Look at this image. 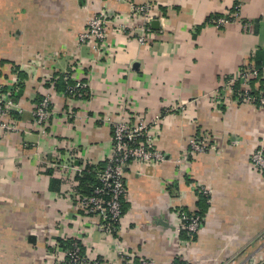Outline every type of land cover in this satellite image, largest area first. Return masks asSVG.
Instances as JSON below:
<instances>
[{
    "label": "crops",
    "instance_id": "crops-1",
    "mask_svg": "<svg viewBox=\"0 0 264 264\" xmlns=\"http://www.w3.org/2000/svg\"><path fill=\"white\" fill-rule=\"evenodd\" d=\"M138 4L156 15L145 45L117 29ZM104 9L113 23L98 54L80 35ZM235 11L223 27L206 22ZM248 63L264 67V0H0V84L22 109L0 130V264H57L72 238L100 264L126 253L135 263L264 264V172L250 160L264 150V112L236 103L227 85ZM79 80L88 95L64 93ZM46 94L52 115L40 125L33 107ZM156 117L164 160L128 163L120 225L101 231L76 198L99 183L114 121ZM193 136L212 147L188 155ZM181 211L202 217L193 238L178 231Z\"/></svg>",
    "mask_w": 264,
    "mask_h": 264
},
{
    "label": "built area",
    "instance_id": "built-area-1",
    "mask_svg": "<svg viewBox=\"0 0 264 264\" xmlns=\"http://www.w3.org/2000/svg\"><path fill=\"white\" fill-rule=\"evenodd\" d=\"M156 15L152 12L149 4H138L129 14L127 25L118 26L121 32L128 31L127 35L135 36L136 41L145 45L150 40L151 22ZM238 19V13L227 12L221 16L209 18L206 22L216 27H223L231 21ZM112 21V16L108 10H100L94 14L86 25V28L80 35L81 43H89L90 47L98 54H102L107 48L108 33ZM68 74L63 76L64 81H68ZM263 79L264 67L257 68L253 63L244 64L238 75L228 80L227 85L233 89V99L238 104L257 105L264 112V82L262 87L252 81ZM54 87V83H51ZM15 88H4L0 84V130H9L14 128V119L9 114V109L14 108L17 112L22 109L13 101L11 95ZM65 94L71 97L82 99L88 95V83L76 81L65 88ZM221 95L215 93L218 102L221 103ZM170 108L169 111H173ZM52 115V102L49 94L40 98L33 107V121L37 124H47ZM160 118L156 117L147 122L139 119L132 122L128 119H118L114 121L112 128L111 150L107 162L99 172V185H97L90 194L77 196L76 209L93 216L97 219V226L101 231L114 232L120 225L123 217V201L126 199L127 190L125 182V168L131 161L139 162H160L164 156L156 147V127ZM209 142L193 136L188 140V155H197L210 149ZM250 160L253 166L259 171L264 172V150L258 147L250 154ZM179 159H177V163ZM176 163V162H175ZM176 163V164H177ZM182 220L178 231H185L190 238L198 233L202 225V217L199 214H188L181 211ZM178 242V241H177ZM61 257L57 264H100L99 259H90L84 252L81 243L77 239H70L67 245L59 249ZM61 252V253H60ZM121 264H155L152 259H140L135 263L132 256L126 253L122 255ZM171 264H187L178 258H175Z\"/></svg>",
    "mask_w": 264,
    "mask_h": 264
},
{
    "label": "trees",
    "instance_id": "trees-1",
    "mask_svg": "<svg viewBox=\"0 0 264 264\" xmlns=\"http://www.w3.org/2000/svg\"><path fill=\"white\" fill-rule=\"evenodd\" d=\"M100 183H98V184H93V186L92 187H90L88 190H87V193H91L92 191H93V189L97 186V185H99ZM200 215V214H199ZM183 236H184V238L186 239H188V237L190 238V236H188V234L185 232V233H183ZM195 236V235H194ZM193 236V237H194ZM67 245V244H66Z\"/></svg>",
    "mask_w": 264,
    "mask_h": 264
}]
</instances>
